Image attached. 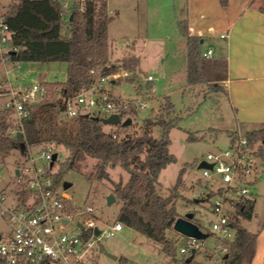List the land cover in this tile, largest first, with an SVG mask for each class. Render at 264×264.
<instances>
[{"label":"trees","instance_id":"trees-1","mask_svg":"<svg viewBox=\"0 0 264 264\" xmlns=\"http://www.w3.org/2000/svg\"><path fill=\"white\" fill-rule=\"evenodd\" d=\"M70 1L71 7L60 0H14L3 15L12 34L8 47L16 49L8 54L10 62L65 63L67 78L64 82L43 83L47 97L39 104L27 105L29 115L23 120L22 128L12 112H0V164H4L14 151H20L25 156L28 146L64 147L68 157L56 172L57 186L65 173L81 171L88 168L87 164L84 166L88 159L96 160L98 166L92 180L97 183L109 182L111 195L121 204L115 222L158 245L169 259L167 264H193L201 250L194 251L192 259L189 254L179 258L178 242L167 235L171 219L180 217L175 203L181 196L182 176L186 168L181 169L176 186L168 198L157 193L162 171L177 163L176 156L170 151V133L179 127L181 118L175 114V106L170 98H164L155 116L145 119L137 128L133 126V121L138 111L132 100H129L127 109L120 111L122 122L116 126L105 124L103 120L107 115L101 113L60 118L65 109V100L80 95L102 79L121 71L129 72L130 76L118 78L116 83L135 82L140 67V60L131 56L122 58L118 63L110 62L108 31L113 18L109 16L108 0ZM261 2L260 10L264 13V0ZM221 3L226 6L228 0H221ZM178 25L187 44V85L206 86V96L222 91L214 80H208L205 76L206 59L200 55V39L189 35L186 20ZM1 94L3 90L0 87ZM121 100L111 95L108 99L113 103H120ZM125 119H131L132 124L123 125ZM107 127L110 129L106 130ZM156 127L161 129L160 139L153 136ZM19 131L24 137L23 142L17 138ZM227 133L231 143L246 139L251 148H256L257 157L264 160V127L246 132L243 136L238 132ZM115 167H121L128 173L126 183L111 179L108 170ZM214 195V192H210L206 199L210 201ZM72 205V202L68 203L70 208ZM236 207L229 221L231 229L235 230L234 239L217 240L220 248H226V254L219 264H252L256 255L258 233L250 232L243 226L245 221H251L255 216L256 197L252 195L242 199ZM192 214L195 220V214Z\"/></svg>","mask_w":264,"mask_h":264},{"label":"rangeland","instance_id":"rangeland-1","mask_svg":"<svg viewBox=\"0 0 264 264\" xmlns=\"http://www.w3.org/2000/svg\"><path fill=\"white\" fill-rule=\"evenodd\" d=\"M60 1L67 7L72 6L70 0ZM11 2L12 0H0L1 15L5 14ZM108 2L109 16L113 18L108 31L110 62L118 63L126 56H138L140 67L136 72L135 82L122 81L114 85L106 83V89L114 97L135 101L138 115L133 121V126L136 128L141 126L145 119L155 116L164 98L169 97L174 104L175 114L181 121L179 127L170 133V151L176 156L177 163L162 171L157 193L163 198H168L176 186L181 169L186 168L182 176L181 196L175 203L176 210L180 217L194 213V223L208 235L204 240L205 247L196 256L195 263L213 264L209 255L220 248L217 240L223 239V236L217 235L211 229L215 217L211 213L212 200L208 201L206 196L212 188L208 186V181L202 176L198 165L209 153L225 151L231 145L228 133L219 130L220 125H223L220 117L225 114L222 108L226 103L225 96L222 93H208L206 96L205 93L208 92L206 86L187 85L186 41L178 25V21L185 19V0H108ZM19 66V70H14L13 66L8 65L7 69L10 72L8 80L13 86L20 85L22 89L40 82H64L67 78L65 63H20ZM210 78L207 76L208 80H211ZM0 80H6L4 65H0ZM7 100V97H0V112L5 110ZM140 104H147V107L139 109ZM97 110L98 108L90 109L92 112ZM60 118L69 119L64 113ZM109 129L110 127L106 128ZM161 133L159 127L154 128L153 136L156 139L161 138ZM190 137L193 139L189 140ZM53 147L57 154L54 171L58 172L68 157V151L64 147L56 145ZM40 150L41 148H32L36 156ZM257 162L260 177L255 187L251 188L252 194L256 197V214L251 221H245L243 226L250 232L259 234L264 225V160L259 158ZM23 164L24 159L20 151H14L4 164H0L2 176L0 194L4 193V204L9 208L16 206V195L20 189L13 179V174ZM86 164L88 168L71 171L62 176L60 192L69 196L75 207L85 209L92 206L94 215L101 225L113 223L121 204L117 200L108 203V197L111 195L109 182L97 183L92 180L98 162L88 159L84 166ZM108 171L115 182L126 183L129 178L128 173L121 167L109 168ZM66 184L71 185L67 190ZM215 189L217 186L213 188ZM6 229V221L0 218V232ZM74 230L73 222L67 227V231ZM167 235L176 240L178 246L183 242L173 227L167 229ZM234 237L235 230H230L228 239L233 240ZM102 244L110 254L119 257L121 261L115 262L101 255L98 258L99 264H167L169 261L158 245L125 226L121 233L103 239ZM177 255L179 257V254Z\"/></svg>","mask_w":264,"mask_h":264},{"label":"built area","instance_id":"built-area-1","mask_svg":"<svg viewBox=\"0 0 264 264\" xmlns=\"http://www.w3.org/2000/svg\"><path fill=\"white\" fill-rule=\"evenodd\" d=\"M11 37L9 26L0 14V65L5 66L6 79L0 80V87L4 91L0 97L8 98L5 110L12 112L22 128L23 120L29 115L27 105L43 102L47 97V89L43 86L44 82L22 89L20 85L13 86L8 80V65L13 66L14 70L20 69V63L9 61L8 54L16 51L8 47ZM211 55L212 51H209L203 57L208 59ZM128 76L129 72L121 71L102 79L80 95L65 100L63 113L69 119L80 114L94 116L101 113L106 114V118L119 115L122 109L128 108L129 101L109 102V94L103 86L109 81ZM146 107L147 104L139 105V109ZM92 108L98 110L92 112ZM19 133L21 132L16 135ZM230 144L227 150L209 153L199 163L205 162L212 166V169H201V172L212 188L209 193L215 194L211 208L215 221L211 223V229L217 235H222L223 239H228L232 230L229 221L236 211V204L253 195L251 188L255 187L260 177L256 148H251L244 138ZM26 149L23 166L13 174V179L20 186L16 206L7 207L4 204V193L0 194V218L7 223V229L0 232V264H99L98 258L102 255L99 244H102L103 239L121 233L123 225L119 222L101 225L92 206L83 209L72 205L70 208V197L61 193L60 185L55 184L56 172L52 166L53 156L56 154L54 147L50 145L41 148L37 156L31 147ZM1 178L0 174V180ZM215 186L217 189L213 190ZM73 222L75 230L67 231V227ZM96 230L99 231L98 235ZM182 240L179 258L187 254L192 258L194 251L205 247L202 240L187 237ZM225 254L226 248H219L218 252L212 254L213 264H219Z\"/></svg>","mask_w":264,"mask_h":264},{"label":"crops","instance_id":"crops-1","mask_svg":"<svg viewBox=\"0 0 264 264\" xmlns=\"http://www.w3.org/2000/svg\"><path fill=\"white\" fill-rule=\"evenodd\" d=\"M185 5L184 20L189 35L200 39V55L203 57L212 51L211 57L205 58V76L208 74L217 82L223 90L216 93H222L226 99L222 106L225 114L220 117L223 125L219 130L238 132L243 136L264 127V13L260 10L261 0H228L226 6L221 0H185ZM131 57L140 60L138 56ZM107 83L114 85L116 81ZM105 85L103 89L111 95ZM263 235L264 225L258 234L252 264H264Z\"/></svg>","mask_w":264,"mask_h":264},{"label":"water","instance_id":"water-1","mask_svg":"<svg viewBox=\"0 0 264 264\" xmlns=\"http://www.w3.org/2000/svg\"><path fill=\"white\" fill-rule=\"evenodd\" d=\"M105 124L107 125H113L116 126L121 123V118L119 115H111L109 118H106L103 120ZM132 124L131 119H127L125 122H123V125L129 126ZM17 138L20 142L24 141V137L22 133H19L17 135ZM57 160V154H54L53 160H52V165L56 162ZM198 169H212L211 165H208L207 163L203 162L198 166ZM18 173V172H17ZM70 184L65 185V189L67 190L70 188ZM116 201V198L113 195H110L108 197V203L111 204ZM197 202V201H196ZM194 215L189 213L184 217H179V218H172L170 223L168 224V227H173L174 230L181 236L187 237V238H195L197 240H202L204 241L207 239L208 235L203 233L199 226L193 222ZM99 234V231L96 230V235ZM100 252L103 256L117 262L118 257L110 254L103 246V244H99ZM192 259V258H191ZM190 261V260H189Z\"/></svg>","mask_w":264,"mask_h":264},{"label":"flooded vegetation","instance_id":"flooded-vegetation-1","mask_svg":"<svg viewBox=\"0 0 264 264\" xmlns=\"http://www.w3.org/2000/svg\"><path fill=\"white\" fill-rule=\"evenodd\" d=\"M193 222H194V218H193Z\"/></svg>","mask_w":264,"mask_h":264}]
</instances>
